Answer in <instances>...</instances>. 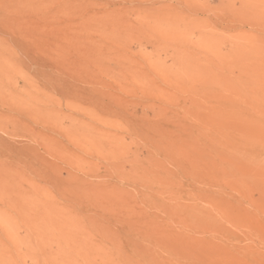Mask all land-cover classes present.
I'll list each match as a JSON object with an SVG mask.
<instances>
[{
  "label": "rangeland",
  "instance_id": "374dc122",
  "mask_svg": "<svg viewBox=\"0 0 264 264\" xmlns=\"http://www.w3.org/2000/svg\"><path fill=\"white\" fill-rule=\"evenodd\" d=\"M0 264H264V0H0Z\"/></svg>",
  "mask_w": 264,
  "mask_h": 264
}]
</instances>
